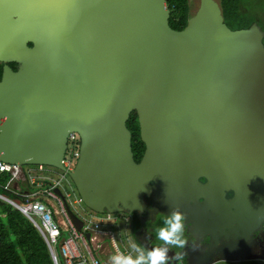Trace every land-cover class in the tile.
Listing matches in <instances>:
<instances>
[{"label": "water", "instance_id": "obj_1", "mask_svg": "<svg viewBox=\"0 0 264 264\" xmlns=\"http://www.w3.org/2000/svg\"><path fill=\"white\" fill-rule=\"evenodd\" d=\"M213 2L176 31L167 0H0V160L64 170L76 132L69 176L90 210L132 215L153 194L159 211L184 213L204 191L233 190L252 235L264 222V33L231 30Z\"/></svg>", "mask_w": 264, "mask_h": 264}, {"label": "built area", "instance_id": "obj_2", "mask_svg": "<svg viewBox=\"0 0 264 264\" xmlns=\"http://www.w3.org/2000/svg\"><path fill=\"white\" fill-rule=\"evenodd\" d=\"M80 147V136L71 132L62 161L64 170L53 168L62 173L60 177L49 170L52 167L7 164L0 160V179L8 176L4 188L19 196L21 203L1 194L0 200L20 211L35 226L48 246L53 264H110L108 258L117 250L130 251L132 217L128 212H74L83 224L77 229L68 212V188L74 190L69 173L78 162ZM82 202L79 198L74 203ZM98 256L107 261L101 263Z\"/></svg>", "mask_w": 264, "mask_h": 264}, {"label": "trees", "instance_id": "obj_3", "mask_svg": "<svg viewBox=\"0 0 264 264\" xmlns=\"http://www.w3.org/2000/svg\"><path fill=\"white\" fill-rule=\"evenodd\" d=\"M263 1L264 0H259ZM224 23L233 31L249 29L258 25L259 14H250L249 0H219ZM170 10V27L181 31L188 26L189 0H167ZM262 11V10H261ZM262 13V12H261ZM9 66L18 70L17 63ZM4 64L0 63V80ZM127 128L132 137V152L134 161L140 163L145 152V144L141 140L140 125L137 112L134 111L127 121ZM8 176L0 179V194L20 204L21 198L5 190ZM137 230L135 221L133 233ZM0 264H53L48 246L35 226L10 204L0 200ZM222 264H264L260 260H244L224 262Z\"/></svg>", "mask_w": 264, "mask_h": 264}, {"label": "flooded vegetation", "instance_id": "obj_4", "mask_svg": "<svg viewBox=\"0 0 264 264\" xmlns=\"http://www.w3.org/2000/svg\"><path fill=\"white\" fill-rule=\"evenodd\" d=\"M196 1L199 6L198 11H200L202 0ZM212 1L215 2V0ZM191 3L192 0H189V6ZM217 3L221 10L220 2ZM199 180L203 184L207 183V179L204 177H201ZM224 194L226 199H222L223 192L221 191H204V197L199 198V201L195 204L190 201L188 207L184 210L186 229L189 231V235L194 236L199 241H203L205 236L210 235L209 237L213 247L220 246L224 243H233L241 237L246 241L251 237H247L246 235L249 229L242 226L235 216L236 207H234V204L232 207L229 205V202L236 193L233 190H228ZM193 196L195 197L196 194ZM160 214L166 215L164 212L158 210L157 205L154 206L153 194H148L145 196L141 210L131 215L132 239L145 250L148 232V228L145 229V225L150 222H155ZM135 221H137V230L134 234ZM229 248L232 247L230 246ZM167 264H171V262L167 260Z\"/></svg>", "mask_w": 264, "mask_h": 264}, {"label": "rangeland", "instance_id": "obj_5", "mask_svg": "<svg viewBox=\"0 0 264 264\" xmlns=\"http://www.w3.org/2000/svg\"><path fill=\"white\" fill-rule=\"evenodd\" d=\"M215 1L219 2V0ZM249 1H251V6L250 4L248 6L250 11L249 13L253 15H260L261 19L260 21H258V26L264 33V3L263 1L259 0ZM198 7V2L196 0H192V3L189 6L187 17L188 25H194L197 23L199 17ZM49 170L55 173V177H60L62 174L60 171L53 168H49ZM71 186H74V190L67 187L68 192L71 194V201L68 204L69 208L79 215L83 214L84 212H88L90 209L84 204V202L80 204L74 203L78 201L80 196L75 185L73 184ZM229 205L231 207L233 206L232 201L229 202ZM161 216L162 214L158 215L155 222H150L145 225V229L148 228L147 243L145 244L146 250H150L153 246H160L162 243L156 240V229L163 226L164 223V221L159 218ZM246 235L247 237L251 236L250 239L244 241L241 237L233 243H224L220 246L213 247L212 241H210V235L205 236L203 238V241H199L195 239L194 236L189 235V231L186 229L188 244L185 246V249L180 250L184 253L183 264H222L224 262H238L247 259L264 260V222L260 228L256 229L253 232L252 235L249 233H247ZM193 239H195V244H193ZM230 246L232 248H229ZM174 251H176V249H174L173 247H169L167 260L170 261L171 264H178L177 260L173 258ZM101 258L103 257L98 256L97 260L103 263L101 261Z\"/></svg>", "mask_w": 264, "mask_h": 264}, {"label": "clouds", "instance_id": "obj_6", "mask_svg": "<svg viewBox=\"0 0 264 264\" xmlns=\"http://www.w3.org/2000/svg\"><path fill=\"white\" fill-rule=\"evenodd\" d=\"M159 218L164 221L163 226L156 229V240L162 242L160 246L145 250L136 242L130 241V251L124 253L117 250L108 258L110 264H167L169 247L176 249L173 258L178 264H183L184 253L180 250L185 249L188 244L185 214L179 209H173Z\"/></svg>", "mask_w": 264, "mask_h": 264}, {"label": "crops", "instance_id": "obj_7", "mask_svg": "<svg viewBox=\"0 0 264 264\" xmlns=\"http://www.w3.org/2000/svg\"><path fill=\"white\" fill-rule=\"evenodd\" d=\"M247 260H254V259H247ZM101 261H103V262H106L107 261V259L106 258H101ZM260 261H264V260H260Z\"/></svg>", "mask_w": 264, "mask_h": 264}]
</instances>
